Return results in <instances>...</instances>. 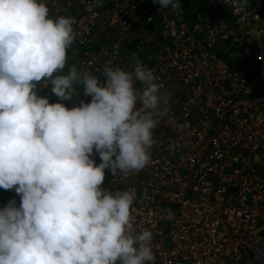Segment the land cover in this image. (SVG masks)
I'll return each instance as SVG.
<instances>
[{"label": "built area", "instance_id": "1", "mask_svg": "<svg viewBox=\"0 0 264 264\" xmlns=\"http://www.w3.org/2000/svg\"><path fill=\"white\" fill-rule=\"evenodd\" d=\"M201 2L172 9L102 0L93 15L91 0H45L51 16L76 19L82 36L67 55L85 54L78 68L97 76L103 59L123 64L128 35L151 26L158 33L154 51L149 39L134 41L146 49L140 61L168 95L169 114L153 130L146 168L115 178L105 169L102 185L134 195L137 230L153 232L151 264H264V0ZM105 31L118 38L88 55L93 34ZM50 87L38 85L39 94ZM13 199L19 206L14 190L0 188V208Z\"/></svg>", "mask_w": 264, "mask_h": 264}, {"label": "clouds", "instance_id": "2", "mask_svg": "<svg viewBox=\"0 0 264 264\" xmlns=\"http://www.w3.org/2000/svg\"><path fill=\"white\" fill-rule=\"evenodd\" d=\"M153 2L180 7V0ZM97 7L102 0H91L86 11L95 15ZM76 24L51 16L45 0H0V188L20 197L19 206L13 199L0 208V264L155 259L153 232L135 226L132 192L102 185L105 169L115 178L151 162L169 97L135 54L131 71L108 61L101 76L76 64L65 73L67 50L82 36ZM41 84L72 106L40 95ZM80 92L90 102L77 103ZM257 258L264 261V251Z\"/></svg>", "mask_w": 264, "mask_h": 264}, {"label": "rangeland", "instance_id": "3", "mask_svg": "<svg viewBox=\"0 0 264 264\" xmlns=\"http://www.w3.org/2000/svg\"><path fill=\"white\" fill-rule=\"evenodd\" d=\"M181 3H183L184 5L190 7V8H195V6H201L202 2L201 0H180ZM146 6L144 7V9H146ZM191 15H194L191 12ZM139 38L134 37V34L132 35H128L127 39H124V42L122 43V50H121V55L120 58L123 61V64L119 63H115L113 60V67L119 66V67H125V65L127 63H129L130 61L133 60V54H135V56L139 59H143L144 57V53L146 52L145 48L142 45L137 44L135 41H139L140 39H142L143 41V45L145 46V42L149 39L150 42V47H149V51H154L158 48L157 44H158V33L157 31L155 32L153 26L151 27H142L139 33ZM118 38V34L116 32L110 31V32H103V33H99V34H93L92 37V41L94 42V46L93 48L89 51V54H94L97 55L98 52L102 49V48H108L111 46L112 41L111 40H116ZM135 40V41H134ZM146 40V41H145ZM152 43V44H151ZM147 44V42H146ZM121 49V48H120ZM84 55L83 53H79V52H72L70 54H68V62L67 65L65 67V73L67 72L68 67H70L73 64H76L77 66L79 65V63H81L82 61H84ZM101 64L103 63L104 65L107 63V60L103 59V61L100 62ZM128 70V69H126ZM51 88V87H50ZM44 96H48L50 99V102H63L66 106L71 107L72 106V101H59L57 97H55L54 94L51 93V91L49 90ZM74 100L78 103L80 100H84L85 102H90L91 97H85L83 95L82 92H80V94L76 97H74Z\"/></svg>", "mask_w": 264, "mask_h": 264}]
</instances>
